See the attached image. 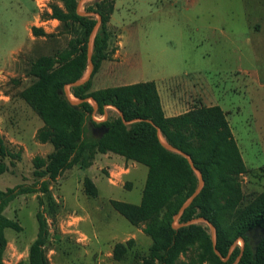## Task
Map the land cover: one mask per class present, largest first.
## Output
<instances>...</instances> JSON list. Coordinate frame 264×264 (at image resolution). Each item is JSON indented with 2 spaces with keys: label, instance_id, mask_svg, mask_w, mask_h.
Segmentation results:
<instances>
[{
  "label": "rangeland",
  "instance_id": "rangeland-1",
  "mask_svg": "<svg viewBox=\"0 0 264 264\" xmlns=\"http://www.w3.org/2000/svg\"><path fill=\"white\" fill-rule=\"evenodd\" d=\"M95 1L79 0L80 11L87 12ZM52 4L61 2L0 0V133L17 154L6 160L9 169L0 175L3 190L20 184L39 186L33 159L53 150L50 143L38 140L44 121L21 96L34 81L27 73L31 62L64 50L79 34L76 25L66 27L51 18ZM33 26L47 35L34 34ZM108 29L114 53L123 43L120 55L111 59L125 81H155L167 101L172 95L179 99L182 112L208 103L230 106L226 116L248 170L238 179L241 203L221 221L232 233L264 208V0H115ZM109 115L119 112L107 107L106 116L94 117ZM86 126L89 135L99 134L89 120ZM147 174L142 163L135 165L112 152L97 153L91 166L75 165L50 182L57 202L54 215L46 204L40 206L39 192L20 194L4 210L22 226L21 231L5 230V264H29L39 210L48 221L49 264H147L152 239L143 231L144 224H132L112 204H140ZM85 176L95 182L97 196L86 194ZM200 223L211 233L207 223ZM180 224L174 220L175 227ZM119 243L125 249L118 258L114 252ZM236 246H243L240 238ZM200 252L198 245L192 246L180 261L201 264Z\"/></svg>",
  "mask_w": 264,
  "mask_h": 264
},
{
  "label": "trees",
  "instance_id": "trees-1",
  "mask_svg": "<svg viewBox=\"0 0 264 264\" xmlns=\"http://www.w3.org/2000/svg\"><path fill=\"white\" fill-rule=\"evenodd\" d=\"M55 1L61 5H51V18L66 27L76 25L79 34L69 40L64 50L55 55H41L29 66L27 73L34 77V81L21 92V96L44 121V126L37 132L38 140L50 143L53 150L45 157L33 159V174L39 186L20 184L6 190L0 188V264H5V230H22L18 220L4 214L9 203L20 194L39 192L40 206L46 204L54 215L57 202L51 193L50 182L75 165L91 166L97 153L108 152L148 168L140 204L112 200L115 209L132 224H144L143 231L152 239L145 258L147 264H182L181 255L195 245L201 251V264H232L233 261L236 264H264V208L232 233L221 225L223 216L241 203L243 195L238 179L241 173L248 171L222 107L199 105L179 115L167 116L153 80L92 89L93 78L102 62L111 59L115 52L109 48L112 33L108 29L115 0H96L86 8L87 12L101 15L93 42L94 69L87 82L70 88L69 95L82 100L76 104L71 102L65 86L81 78L88 69L90 36L97 18L79 13V0ZM32 31L36 35H47L43 28L36 26ZM89 98L96 100L97 109ZM108 106L118 108L128 121L141 120L127 125L120 115H109L101 120L94 117L102 118ZM88 120L99 134H88ZM157 127L163 139L191 156L205 181L200 193L180 216L179 223L199 217L212 222L216 227V247L222 256L229 257L228 260L224 261L216 254L211 233L203 224L174 226V216L196 190L198 178L186 157L163 146ZM15 157L17 154L8 148L0 133V175L9 169L6 160ZM83 185L87 195H98L91 177L85 176ZM36 218L38 235L30 245L28 263L49 264L45 251L47 217L39 210ZM239 238L244 239V245L233 248ZM133 241L130 239L128 243ZM124 247L123 243L116 245V257L122 255Z\"/></svg>",
  "mask_w": 264,
  "mask_h": 264
},
{
  "label": "water",
  "instance_id": "water-1",
  "mask_svg": "<svg viewBox=\"0 0 264 264\" xmlns=\"http://www.w3.org/2000/svg\"><path fill=\"white\" fill-rule=\"evenodd\" d=\"M78 12L81 13V14H84V15H95L96 18H97V23H96V25L94 27V30H93V32H92V34L90 36L89 50H88V69H87L86 74H84L81 78H79L75 82L69 83V84H67L65 86L66 96H68L69 100L71 102L75 103V104L81 102L82 100L76 99L75 97H74L75 99H72L71 96L69 95L70 88L72 86L81 85V84L87 82L91 78V75H92V72H93V69H94V64H93V60H92L93 42H94V37H95V35H96L97 31H98V28H99V26L101 24V15L99 13L82 12V11H80L79 6H78ZM88 100L91 102V104L94 106V108L97 109L98 104H97L96 100L93 99V98H89ZM108 107L115 108L119 112V115L123 119L124 123L127 124V125L131 124L132 122L141 120V119H135L133 121H128V120H126L124 118L123 112L120 111L118 108H116L114 106H108ZM104 116H106V114ZM149 121H151V120H149ZM158 134L161 137L160 140H161V143L163 144V146H165L168 150L173 151V152H177L179 154H182L184 157L187 158L190 166L192 167V169L194 170V172H195V174H196V176L198 178V186H197L196 190L193 192V194L189 198L186 199V201L182 204L179 212L174 216V220H177L183 214L185 209L193 202L195 197L200 193V191L202 190V188L205 185V181H204V178H203L201 170L196 167V165H195L193 159L191 158V156L189 154L185 153L184 151L178 149L174 145L170 144L165 139H162L161 132H160L159 128H158ZM200 222H205L211 227V238H212V242H213V246H214V250H215L216 254L219 255L222 260H224V261L228 260L229 257L228 256H222L220 251L216 247V227L208 219H206L205 217H199V218H195V219H193V220H191L189 222L181 223L180 226L188 225V224H191V223H200ZM240 239H241V241H242V243L244 245V239L243 238H240ZM239 258L237 259V261L239 260Z\"/></svg>",
  "mask_w": 264,
  "mask_h": 264
},
{
  "label": "crops",
  "instance_id": "crops-1",
  "mask_svg": "<svg viewBox=\"0 0 264 264\" xmlns=\"http://www.w3.org/2000/svg\"><path fill=\"white\" fill-rule=\"evenodd\" d=\"M115 11V9H114ZM113 14V13H112ZM112 16V15H111ZM123 50V43L120 41V46L119 49H117L116 53H114L113 58H117L120 53ZM113 59H107L102 62V65L99 69V71L95 74L92 85L94 84V89H101L109 86H117V85H124V84H130V83H135V82H130V81H125V78L123 76H120L116 72V65L114 64ZM159 85L157 84V87ZM159 90V89H158ZM160 93V91H159ZM163 109L165 111V114L167 116H176L181 113H184L188 110L181 111V105L180 101L178 98H176L174 95H172L171 100L167 101L165 97L160 93ZM204 101L207 103L206 95L203 94ZM207 106L211 105H220L222 109L225 111L226 114L230 115V106H226L223 103H218V104H205ZM227 117V116H226ZM228 119V117H227ZM134 164L136 165V161H133Z\"/></svg>",
  "mask_w": 264,
  "mask_h": 264
},
{
  "label": "clouds",
  "instance_id": "clouds-1",
  "mask_svg": "<svg viewBox=\"0 0 264 264\" xmlns=\"http://www.w3.org/2000/svg\"><path fill=\"white\" fill-rule=\"evenodd\" d=\"M38 3H39V0H38Z\"/></svg>",
  "mask_w": 264,
  "mask_h": 264
}]
</instances>
